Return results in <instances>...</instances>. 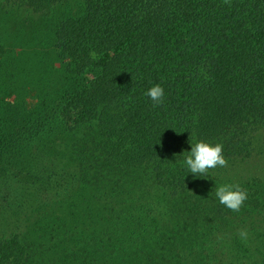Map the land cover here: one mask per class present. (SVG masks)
<instances>
[{"label":"trees","instance_id":"16d2710c","mask_svg":"<svg viewBox=\"0 0 264 264\" xmlns=\"http://www.w3.org/2000/svg\"><path fill=\"white\" fill-rule=\"evenodd\" d=\"M4 1L52 23L0 110V264H264V0ZM195 140L226 166L193 179Z\"/></svg>","mask_w":264,"mask_h":264},{"label":"rangeland","instance_id":"374dc122","mask_svg":"<svg viewBox=\"0 0 264 264\" xmlns=\"http://www.w3.org/2000/svg\"><path fill=\"white\" fill-rule=\"evenodd\" d=\"M9 5L0 0V43L4 48L0 57V110L5 111L11 103L23 101L29 112L38 103L39 87L25 85L24 80L28 76V69L25 68L38 60L44 61L52 22L30 7L18 6L12 11ZM58 57L64 59L55 53L47 59V67H57ZM99 233L98 228L95 240ZM32 238L35 242L40 240L37 234H33ZM33 257L30 256L31 259Z\"/></svg>","mask_w":264,"mask_h":264},{"label":"clouds","instance_id":"9594fccd","mask_svg":"<svg viewBox=\"0 0 264 264\" xmlns=\"http://www.w3.org/2000/svg\"><path fill=\"white\" fill-rule=\"evenodd\" d=\"M145 95L153 102V107L160 105L165 97V92L160 84H154L147 89ZM221 143H209L195 140L190 145V150L185 151L181 166L191 174L193 179L207 177L210 170L226 166ZM216 200L231 211L238 212L244 201L247 200V191L238 185L220 182L214 191ZM241 239L247 237L245 230L239 231Z\"/></svg>","mask_w":264,"mask_h":264}]
</instances>
